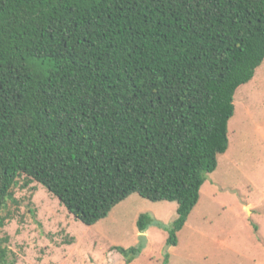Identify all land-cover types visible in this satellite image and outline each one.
Listing matches in <instances>:
<instances>
[{
  "label": "trees",
  "instance_id": "16d2710c",
  "mask_svg": "<svg viewBox=\"0 0 264 264\" xmlns=\"http://www.w3.org/2000/svg\"><path fill=\"white\" fill-rule=\"evenodd\" d=\"M263 62L264 0H0V232L26 177L86 226L176 203L177 246Z\"/></svg>",
  "mask_w": 264,
  "mask_h": 264
},
{
  "label": "rangeland",
  "instance_id": "374dc122",
  "mask_svg": "<svg viewBox=\"0 0 264 264\" xmlns=\"http://www.w3.org/2000/svg\"><path fill=\"white\" fill-rule=\"evenodd\" d=\"M256 85V86H253ZM229 148L206 175L200 200L167 245L177 204L133 194L93 226L77 221L40 184L22 177L0 237L16 264H264V62L237 90ZM11 204V202L9 203ZM154 223L139 233L137 220ZM141 248L127 262L114 248Z\"/></svg>",
  "mask_w": 264,
  "mask_h": 264
},
{
  "label": "crops",
  "instance_id": "0c3cea01",
  "mask_svg": "<svg viewBox=\"0 0 264 264\" xmlns=\"http://www.w3.org/2000/svg\"><path fill=\"white\" fill-rule=\"evenodd\" d=\"M255 76H256V75H255ZM253 86H256V85L253 84ZM235 97H236V96H235ZM235 113H236V110H235ZM146 233H147V232H146Z\"/></svg>",
  "mask_w": 264,
  "mask_h": 264
}]
</instances>
